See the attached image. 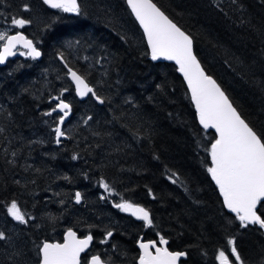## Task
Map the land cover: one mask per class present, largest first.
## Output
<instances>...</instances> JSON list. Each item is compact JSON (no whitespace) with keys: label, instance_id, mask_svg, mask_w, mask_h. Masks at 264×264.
<instances>
[{"label":"trees","instance_id":"16d2710c","mask_svg":"<svg viewBox=\"0 0 264 264\" xmlns=\"http://www.w3.org/2000/svg\"><path fill=\"white\" fill-rule=\"evenodd\" d=\"M153 2L190 34L205 72L264 138V0ZM79 5L76 14L50 9L43 0H0V21L30 20L21 31L42 52L40 60L18 56L0 66V231L7 237L0 248L14 238L13 246L25 252L18 263L38 264L40 244L61 241L73 229L91 234V254L108 264H136L140 236H163L170 250L186 253L182 264H217L219 252L230 251L229 239L245 264H264L262 229L240 226L207 171L216 136L199 125L175 63L151 60L125 0ZM61 55L95 88L102 105L75 97ZM64 89L70 114L62 130L68 137L57 144L60 114L44 113ZM101 179L116 194L112 202L101 199L109 194ZM125 200L145 207L153 226L113 204ZM12 201L26 224L7 214ZM258 212L264 217V202ZM108 231L116 245L109 255L97 247Z\"/></svg>","mask_w":264,"mask_h":264},{"label":"snow or ice","instance_id":"6c2138e0","mask_svg":"<svg viewBox=\"0 0 264 264\" xmlns=\"http://www.w3.org/2000/svg\"><path fill=\"white\" fill-rule=\"evenodd\" d=\"M43 2L50 8L59 9L64 13L80 14L78 0H43ZM126 3L143 29L151 60L163 59L175 62L178 66L177 70L183 75L190 90L200 125L205 130H215L216 138L209 149L211 166L207 171L218 186L224 206L235 214L242 228L258 225L264 229V217L258 212V206L264 202V138L241 118L225 92L210 75L205 73L193 52V39L190 34L173 22L153 0H126ZM23 10H28L27 4L23 6ZM30 23L31 21L25 18H11V25L15 28H24ZM18 46L26 50L20 51V56L36 60L42 55L34 42L22 32L9 34L8 30L0 31V64H4L8 57L17 55ZM60 59L64 60L63 55ZM65 67L79 97L91 95L100 104L105 102L83 75L67 63ZM66 91L68 89H64L59 96L53 97L52 99L56 101L55 106L44 113L48 116L53 113L60 114L58 126L54 129L57 144L65 136L61 125L70 114V105L61 99ZM88 119L90 120L91 117ZM72 158L77 159L76 156ZM172 182L176 183L175 180ZM99 184L111 195L112 189L107 182L101 179ZM149 194L151 195V192ZM104 198L101 196V199ZM75 201L76 203L81 201L79 192L75 194ZM114 206L143 221L145 227L153 226L150 212L145 207L127 200ZM7 214L21 224L28 222L16 201L11 202ZM112 235L113 233L108 231L105 240L101 243H106L107 238ZM5 239H7L5 233L0 231V241ZM92 241L91 234L80 239L76 232L68 229L63 243L43 242L39 246V264H81V253L86 252ZM167 243L163 236L158 241L139 242L141 253L138 264H177L181 257L186 256L184 252H172L167 247L159 246ZM227 243L231 246L230 251L227 254L224 250L219 252L216 257L219 264H232L230 256L234 257L235 264H245L234 239H229ZM85 264H104V262L99 255H93L90 261H85Z\"/></svg>","mask_w":264,"mask_h":264},{"label":"rangeland","instance_id":"374dc122","mask_svg":"<svg viewBox=\"0 0 264 264\" xmlns=\"http://www.w3.org/2000/svg\"><path fill=\"white\" fill-rule=\"evenodd\" d=\"M98 1V0H97ZM210 1V0H209ZM211 1H213V2H215V0H211ZM220 1V0H219ZM99 2H102V1H99ZM28 25H26L25 27H27ZM24 27V28H25ZM22 28H15V27H13L12 25H11V19H9V20H7V21H0V31H5V30H8L9 31V34H11L12 32H14V31H18V30H21ZM73 50H75L76 51V49L75 48H72ZM20 51H26V50H24L23 48H21V47H18L17 48V52H18V55H19V52ZM20 56V55H19ZM20 57H23V58H28L27 56H20ZM260 95L262 94V93H259ZM63 98H68L67 97V95H65V94H63V96L61 97V99H63ZM65 131V130H64ZM66 132V131H65ZM103 196H105L106 198H109V199H111V202H112V199L113 198H116V194L112 191V193H111V195H109V194H104ZM113 204H116V202H113ZM101 211V210H100ZM104 212V211H103ZM103 212H98L99 213V215H103V217H104V220H106V222L107 221H109V222H111V217H109L108 216V214L107 213H103ZM121 212H123V211H121ZM102 217V218H103ZM100 218H101V216H99V217H97V219H99L100 220ZM105 238H106V233H103L102 234V236L100 237V239L97 241V247L98 248H101V249H108V251H112V252H109L108 253V255L109 254H113L114 253V251H115V248H116V245H115V248H114V244H112V242H111V240H110V237L109 238H107V242L106 243H101V241L102 240H105ZM13 242H14V238L13 239H9V240H7V242H6V245H7V247L5 246V245H3V249L2 248H0V264H6L7 262H9L10 264H19L20 263V261H21V259H22V257L24 258V254H25V252L24 251H22V250H17L18 249V247L16 246H13ZM9 247V248H8ZM118 253V252H117ZM227 254V253H226ZM9 255H11L12 256V258L13 259H11L10 257H9ZM115 257V256H114ZM113 257V258H114ZM233 258V264H235V261H234V257H232ZM25 259V258H24ZM26 260V259H25ZM16 261V262H15ZM19 262V263H18ZM38 263V262H37ZM217 264H219V261L217 260Z\"/></svg>","mask_w":264,"mask_h":264},{"label":"water","instance_id":"95a60500","mask_svg":"<svg viewBox=\"0 0 264 264\" xmlns=\"http://www.w3.org/2000/svg\"><path fill=\"white\" fill-rule=\"evenodd\" d=\"M78 3H79V0H78ZM125 3H126V0H125ZM48 6V5H47ZM126 6L128 7V5H127V3H126ZM49 7V6H48ZM50 8V7H49ZM50 9H52V8H50ZM128 9H129V11H130V13H131V10H130V8L128 7ZM131 15L133 16V18H134V20H135V22H136V24L138 25V27L140 28V30H141V32H142V34H143V36H144V33H143V29L141 28V26L139 25V23H138V21L135 19V16L131 13ZM16 33V32H15ZM15 33H11V34H15ZM23 33V32H22ZM24 34V33H23ZM25 35V34H24ZM26 36V35H25ZM29 39V38H28ZM144 39H145V42H146V45H147V41H146V37L144 36ZM35 45V44H34ZM36 46V45H35ZM147 48H148V46H147ZM40 50V49H39ZM41 51V50H40ZM148 51H149V54H150V50L148 49ZM193 52H194V43H193ZM42 53V52H41ZM194 54H195V52H194ZM196 55V54H195ZM18 56V53H17V55H15V56H11V57H8V59L6 60V62L9 60V59H14L15 57H17ZM42 56V55H41ZM197 57V56H196ZM41 59V57H39V58H37L36 60H40ZM198 59V58H197ZM58 60L63 64V67L65 68V70H66V72H67V68L65 67V61L63 60H61L60 59V56L58 57ZM6 62L4 63V64H0V66H3V65H5L6 64ZM154 62H167L166 60H163V59H161V60H158V61H154ZM171 62H173V63H175L174 61H171ZM200 62V61H199ZM201 64V63H200ZM176 65V64H175ZM177 66V65H176ZM201 67H202V65H201ZM177 68H178V66H177ZM203 68V67H202ZM205 71V70H204ZM179 72V71H178ZM206 73V72H205ZM179 74H180V76L182 77V79H183V81H184V83H185V85H186V88H187V90H188V92H189V95H190V98H191V93H190V90L188 89V86H187V83H186V81L184 80V77H183V75L179 72ZM207 74V73H206ZM208 75V74H207ZM213 78V77H212ZM67 79L69 80V82L72 84V87H73V90H74V95H75V97L79 100V101H84L85 99H87L89 96H91V95H89L88 97H84V98H81V97H79L77 94H76V91H75V86H74V82L71 80V78H70V76L68 75V73H67ZM214 79V78H213ZM215 80V79H214ZM218 84V83H217ZM219 85V84H218ZM222 89V88H221ZM226 94V93H225ZM92 97V96H91ZM92 99L97 103V104H99V105H102V104H100L94 97H92ZM230 100V99H229ZM65 102H67V101H65ZM191 102H192V100H191ZM68 103V102H67ZM193 103V102H192ZM193 105H194V103H193ZM194 109H195V106H194ZM195 112H196V109H195ZM196 117H197V121H198V123H199V117H198V114H197V112H196ZM68 118H69V116L65 119V122L68 120ZM242 118V117H241ZM243 119V118H242ZM199 125H200V123H199ZM58 126V125H57ZM63 125H61V127H62ZM201 127H202V125H200ZM63 128V127H62ZM203 128V127H202ZM208 131H212L214 134H215V136H216V133H215V130L214 129H208ZM68 136L65 134V136L64 137H62L61 139H66ZM56 138V137H55ZM211 176V175H210ZM211 180L213 181V179H212V177H211ZM213 183L215 184V182L213 181ZM215 186L218 188V186L215 184ZM218 192H219V189H218ZM77 193V192H76ZM75 193V194H76ZM219 194H220V192H219ZM220 196L222 197V195L220 194ZM222 199H223V197H222ZM74 201H75V199H74ZM75 203H76V201H75ZM80 203H81V201H80ZM76 204H79V203H76ZM224 208L226 209V211H228L229 213H231L225 206H224ZM129 214H131V213H129ZM231 214H234V213H231ZM73 230V229H72ZM263 231H264V229H262ZM74 231V230H73ZM66 232H67V230L66 231H64V233H63V235H62V241H44V242H49V243H63L64 242V237H65V234H66ZM75 232V231H74ZM77 234V233H76ZM87 236V235H86ZM86 236H84V237H80V236H78V234H77V237L78 238H80V239H83V238H85ZM93 242V241H92ZM139 242H141V240L139 239L138 240V243H137V246H138V248H139ZM146 242H149V241H146ZM43 243V242H42ZM42 243H41V245H42ZM40 245V246H41ZM91 245H92V243L90 244V246H89V248L86 250V252H84V253H81V257H82V255L83 254H86L90 249H91ZM162 247H165V245H162ZM139 250H140V248H139ZM141 251V250H140ZM172 252H176V251H172ZM95 255H97V254H95ZM93 255H91V256H89V258L87 259V261H90V259H91V257H92ZM181 258H183V257H181ZM180 258V259H181ZM39 260H40V254H39ZM102 260V259H101ZM180 261V260H179ZM179 261L177 262V264H179ZM38 264H39V261H38ZM104 264H107V263H105L104 262Z\"/></svg>","mask_w":264,"mask_h":264},{"label":"flooded vegetation","instance_id":"af4514ba","mask_svg":"<svg viewBox=\"0 0 264 264\" xmlns=\"http://www.w3.org/2000/svg\"><path fill=\"white\" fill-rule=\"evenodd\" d=\"M15 32H22L21 30H18V31H14V32H12V33H15ZM18 47H20V46H18ZM18 53V52H17ZM19 56V55H18ZM17 56V57H18ZM16 58V57H15ZM128 214V213H127ZM130 215V214H129ZM132 216V215H131ZM133 217V216H132ZM136 221H140V220H137L135 217H133ZM143 222V221H142ZM78 236H80V237H82L83 235H79L78 234ZM141 240V241H144V242H146V241H158L159 239H153V240H144L143 239V237L142 236H140L138 239H137V241H136V244H135V246H136V248H137V252H138V254H137V258H136V264H138V258H139V255H140V253H141V251L139 250V248H138V246H137V243H138V240ZM159 246H161L162 247V245H159ZM168 245H165V247H167ZM168 249H169V247H167ZM169 251H172V250H170L169 249ZM87 255V259L89 258V256H91V255H94V254H91V252H90V250L86 253V254H84L83 256H86ZM83 256H82V258H83ZM82 258H81V264H82ZM87 259H86V261H87ZM183 259V258H182ZM182 259H180V261H179V264H182L181 263V261H182ZM229 259H230V261H232V264H233V258L230 256L229 257Z\"/></svg>","mask_w":264,"mask_h":264}]
</instances>
